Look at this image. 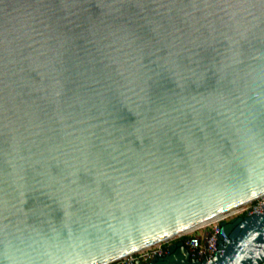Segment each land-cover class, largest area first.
<instances>
[{"label":"water","instance_id":"95a60500","mask_svg":"<svg viewBox=\"0 0 264 264\" xmlns=\"http://www.w3.org/2000/svg\"><path fill=\"white\" fill-rule=\"evenodd\" d=\"M264 192V0H0V264H103ZM132 264H264V212Z\"/></svg>","mask_w":264,"mask_h":264},{"label":"built area","instance_id":"2783aa9c","mask_svg":"<svg viewBox=\"0 0 264 264\" xmlns=\"http://www.w3.org/2000/svg\"><path fill=\"white\" fill-rule=\"evenodd\" d=\"M262 212H264V192L217 213L212 216L214 217L212 220L196 226L189 232L170 235L147 247L129 252L103 264H132L137 259L147 260L156 255L160 256L167 252L168 244L177 240H182L187 245L192 257L209 259L217 249L220 221H227L235 216Z\"/></svg>","mask_w":264,"mask_h":264},{"label":"bare ground","instance_id":"6f19581e","mask_svg":"<svg viewBox=\"0 0 264 264\" xmlns=\"http://www.w3.org/2000/svg\"><path fill=\"white\" fill-rule=\"evenodd\" d=\"M213 218H214V217H210V218H208V219H205V220H203V221H200V222H198V223H196V224H194V225H192V226H190V227H187V228H185V229H183V230H180V231H178V232H176V233H174V234L181 233V232H189V231L193 230L196 226H200V225H202V224H205L206 222L212 220ZM172 235H173V234H172Z\"/></svg>","mask_w":264,"mask_h":264}]
</instances>
